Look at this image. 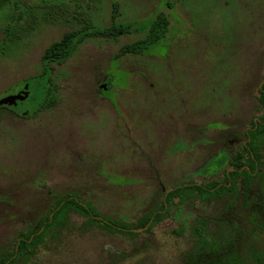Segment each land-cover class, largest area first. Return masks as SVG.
<instances>
[{
  "label": "rangeland",
  "instance_id": "374dc122",
  "mask_svg": "<svg viewBox=\"0 0 264 264\" xmlns=\"http://www.w3.org/2000/svg\"><path fill=\"white\" fill-rule=\"evenodd\" d=\"M28 6L33 30L0 50V98L23 89L28 97L17 110L30 111L17 117L0 108V257L20 232L52 218L58 195L91 204L107 218L102 223L135 224L167 208L166 194L177 185L223 178L260 115L264 0H16L0 8V45L5 26ZM161 14L165 36L123 54L146 40ZM83 19L115 31L84 39L58 63L54 101L31 115L44 101L45 51L85 28ZM263 182L251 187L247 204L240 193L208 204L177 199L167 218L135 235L90 226L72 213L26 264H186L192 228L203 217L216 239L261 248Z\"/></svg>",
  "mask_w": 264,
  "mask_h": 264
},
{
  "label": "trees",
  "instance_id": "16d2710c",
  "mask_svg": "<svg viewBox=\"0 0 264 264\" xmlns=\"http://www.w3.org/2000/svg\"><path fill=\"white\" fill-rule=\"evenodd\" d=\"M15 1L0 0V8L9 3L13 4ZM35 17L31 7L28 6V9L21 13V20L14 21L16 25L8 26L7 40L15 36L16 26H21L20 33L29 31L36 19ZM83 21L86 25L85 28L67 34L45 51L42 60L45 71L49 74L48 77H50L55 65L66 62L84 39L91 36L107 38L111 35L110 30L100 31L88 27L86 19H83ZM166 24V17L162 14L159 15L157 21L150 28L146 40L125 48L123 54L140 53L155 45L167 33ZM5 46H8L7 42ZM260 85L256 95L258 102L256 109L260 115L257 117V121L255 117L250 121L249 128L244 132L243 142L236 154L230 159L229 167L232 170L225 173L221 181L204 186L189 184L174 189L166 195L168 203H176L177 199L183 202L186 199L194 198L202 204H208L227 197H234L240 189L243 192L244 199H246L251 182L256 177L260 182L264 181V75ZM45 86L44 101L39 108L40 110L50 105L55 97L56 91L52 90L51 78H47ZM241 182L242 186L240 187ZM52 205L48 212V215H52V218L48 216L34 228L20 232V235L14 241L13 248L1 254L0 264H26L48 236H54L59 229L69 224L72 213L85 217L88 225L97 226L110 232L135 235L137 234L136 230L146 228L150 220L153 219L154 224V222L166 218L168 211L165 206H161L159 212L154 213L156 211H153L151 214L141 217L135 224H126L110 219L106 223H102L98 219L100 213L95 207L82 202L75 194L58 195L54 198ZM209 224L210 219L203 217L198 219L193 226V247L185 256L186 264H264V245L258 249H245L244 252L239 253L235 240L230 245H226L216 239L209 231Z\"/></svg>",
  "mask_w": 264,
  "mask_h": 264
},
{
  "label": "flooded vegetation",
  "instance_id": "af4514ba",
  "mask_svg": "<svg viewBox=\"0 0 264 264\" xmlns=\"http://www.w3.org/2000/svg\"><path fill=\"white\" fill-rule=\"evenodd\" d=\"M47 5V4H46ZM21 13H23V12H19L18 13V15L15 17V22H16V20H21ZM35 16H36V14H35ZM36 18V17H35ZM35 22H36V19H35V21H34V23H33V25H32V27H31V29L29 30V31H32L33 30V28H34V26H35ZM15 25H16V23H15ZM9 26V25H8ZM8 26L6 27L5 26V28H4V38H5V40H7V29H8ZM16 29H17V31H16V34H15V36H19L21 33H20V31H21V27L20 26H16ZM81 31V30H80ZM113 31H115V29L113 28V25L111 26V28H110V33H112ZM92 38H96V37H102V36H95V37H93V36H91ZM91 37H88V38H91ZM102 38H104V37H102ZM13 39V38H12ZM5 40H4V42H5ZM8 41H11V39H9V40H7L6 42L8 43ZM6 42L3 44V45H0V47H5V44H6ZM8 46H9V43H8ZM1 52H4V51H1ZM0 52V53H1ZM56 66V65H55ZM53 73H55V67H54V69H53V71L50 73V77H47V78H51V85H52V75H53ZM52 90H54V91H56L57 90V87H54V86H52ZM23 91V89H21L18 93L20 94L21 92ZM7 96H10V95H6V96H4V97H2V98H0V99H3V98H5V97H7ZM17 104H15V105H6V104H4V105H1L0 106V108L2 109V110H4V111H7L9 114H13L14 116H17V117H20V116H27V117H29L28 116V114L30 113V111H26V112H19L18 110H17ZM49 106V105H48ZM48 106H46V107H48ZM41 107V105L39 106V108ZM37 109V111H36V113L35 114H31V115H36L39 111H40V109ZM0 109V110H1ZM45 109V108H44ZM41 110H43V109H41ZM256 121H257V119H255ZM232 169L230 168V167H227V168H225L224 169V171H223V178H224V174L225 173H228L229 171H231ZM222 178V179H223ZM221 179V180H222ZM221 180H218V181H221ZM256 181H258V177H256L252 182H251V184H250V186H249V191H248V195L246 196V199H244V197H243V192L241 191V189L237 192V195L236 196H234L235 198H237V196H238V193H240V199L242 200V203L243 204H247V202H248V196H249V193H250V190H251V187L255 184V182ZM212 182H217V181H212ZM212 182H209V183H212ZM209 183H206V184H209ZM199 185V184H194V183H192V182H184V183H181V184H179V185H177L175 188H173L170 192H172L174 189H176V188H178V187H181V186H184V185ZM206 184H200L199 186H204V185H206ZM242 186V182H241V184H240V187ZM169 193V192H168ZM167 193V194H168ZM166 194V195H167ZM232 197V199H233V196H231ZM228 198V197H227ZM83 202V201H82ZM84 203H86V202H84ZM177 203V202H176ZM172 204H175V203H169V204H167V208H166V210H168L167 211V216H166V218L168 217V215H169V209H170V205H172ZM156 212H154V213H157V212H159L160 210L158 209V210H155ZM153 212V211H152ZM163 213L165 212V210L164 211H162ZM148 214H151L150 212L149 213H147V214H145V215H148ZM144 215V216H145ZM80 216V215H79ZM143 216V217H144ZM154 216H155V214H154ZM81 217H83V216H81ZM83 218H85V217H83ZM98 219H107L106 217H103L102 216V214H100V217H98ZM165 219V218H164ZM110 220H114V219H110ZM118 221V220H117ZM158 222V221H157ZM157 222H154V224H153V219L152 220H150L149 221V223H148V225L146 226V228H144V229H139V230H143V231H145V232H148L151 228H153L155 225H156V223ZM85 223H86V218H85ZM91 226V225H90ZM147 230V231H146ZM138 230H136V233L138 234V232H137ZM108 232H110V231H108ZM111 233H116V232H111ZM120 233V232H119ZM123 234V233H122ZM125 235H128V234H125ZM225 241H227V240H225ZM224 241V243L226 244V245H230V241H227V242H225ZM236 248H237V246H236ZM253 249H255V248H253ZM257 249V248H256ZM237 250H238V252L239 253H241V252H244V250H245V248L244 249H242V250H240V249H238L237 248Z\"/></svg>",
  "mask_w": 264,
  "mask_h": 264
},
{
  "label": "water",
  "instance_id": "95a60500",
  "mask_svg": "<svg viewBox=\"0 0 264 264\" xmlns=\"http://www.w3.org/2000/svg\"><path fill=\"white\" fill-rule=\"evenodd\" d=\"M28 97L27 94L25 93H20L19 95H15V96H7L3 99H0V106L1 105H15L17 104L18 100H25Z\"/></svg>",
  "mask_w": 264,
  "mask_h": 264
}]
</instances>
